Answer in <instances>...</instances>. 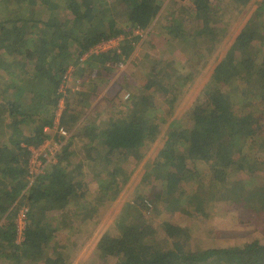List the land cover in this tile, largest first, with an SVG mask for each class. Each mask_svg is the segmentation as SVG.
<instances>
[{
	"label": "trees",
	"instance_id": "16d2710c",
	"mask_svg": "<svg viewBox=\"0 0 264 264\" xmlns=\"http://www.w3.org/2000/svg\"><path fill=\"white\" fill-rule=\"evenodd\" d=\"M179 1L190 7L164 10L165 0H0V264H67L75 246L68 209L85 211L93 204L87 184L112 191L121 163L129 156L140 158L141 149L156 139L159 115L172 114L177 94L191 79L177 75L168 83L166 70L174 64L164 62V48L171 56L167 46L177 47L198 66L224 35L220 0ZM230 1L240 6L247 0ZM160 18L163 22H156ZM136 30L146 35L139 37ZM148 37L154 40L141 57H133L136 41ZM112 40L115 48L96 52V46ZM123 66L137 86L129 84L131 79L111 85L105 70ZM104 87L117 90L113 100H119L124 114L85 126L83 112L95 107ZM202 89L186 121L169 124L144 172L145 189L123 205L114 222L116 233H104L97 241L95 248L107 261L264 264V235L196 251L190 226L182 225L206 215L211 201L204 196L206 173L220 201L235 199L255 212L264 207L263 189L255 184L264 177L258 154L260 149L264 157V0ZM56 122L70 137L54 161L39 156L42 169L33 175L30 149L59 140ZM79 136L87 141L75 142ZM99 154L106 160L99 161ZM97 164L98 175L93 171ZM79 210L75 226L94 211ZM162 214L166 221L152 223Z\"/></svg>",
	"mask_w": 264,
	"mask_h": 264
},
{
	"label": "rangeland",
	"instance_id": "374dc122",
	"mask_svg": "<svg viewBox=\"0 0 264 264\" xmlns=\"http://www.w3.org/2000/svg\"><path fill=\"white\" fill-rule=\"evenodd\" d=\"M261 1L263 0H247L246 2L244 1V4L235 6V4L230 0H220L221 5L223 6V13L221 16L222 22L220 27L223 29L224 35L222 36V40L218 43V46L213 51V53L207 58V60L204 59L198 66L187 61L184 54H182L177 47L169 45L167 46V48L172 50L171 56L170 52L167 53L168 50L164 48V57H162L164 62L166 65L169 63L174 64L170 70H166V73H169V76L167 77L168 83L171 84L174 82L177 75L182 77L184 75L190 74L191 79L187 85L182 86L184 89H181V92L177 94L176 106L172 114L170 116H164L165 119H163V115H159L160 128L156 139L152 142H149L147 146L141 149L140 158L129 156L127 160L121 163L123 168L117 176H114L115 179L113 181L116 184L113 185V190L103 191L99 190L93 183L92 185L87 184L88 196L94 199L93 204L89 206V208L91 207V209L94 210L92 217L83 221V223H79L78 226H75L72 223L78 222L76 215H78L77 211L79 209L71 207L68 209V220L70 221L68 227L69 229H72L73 232L75 231L74 233H71L73 240L72 242L75 246L70 250V256L67 264L114 263L107 261L101 256V254H99L95 248L97 241L104 233H116L114 222L123 205L127 202H132L136 197L135 194L138 195V193H142L145 189V185L142 183L144 172L147 165L149 163L151 164L154 160L157 150L162 146L169 124L174 120L186 121V112L192 106H194L198 98L200 99L201 96H203V85L207 83L214 65L223 58L225 52L232 45L234 38L250 19L254 10ZM163 5L164 10L168 7V9L170 8V11L176 10L177 12L181 10L184 11L185 9H183V7H190L189 2H180L179 0H165ZM161 15L165 14L162 13ZM161 19L163 20V18H160L156 22L162 21ZM153 40L154 37H148L145 40L136 41L137 43L134 46L135 49L133 51V57H141L146 50L143 48H146L147 45ZM193 47L195 46L191 45V48ZM158 49L159 47L155 48L152 52H155V50L157 51ZM152 52L150 53L152 54ZM147 54H149V51ZM125 70V66L118 69L115 68L113 70H105V72L108 74L107 78L110 79V82L112 81L111 85L119 79L122 82L127 81L125 83H128V81L131 79L132 83L129 84L134 87L137 86L136 80H133V78L127 76ZM105 84L106 82L99 83V86L103 87ZM112 89L113 88L108 87V89L105 88V90L98 91L99 94L97 95L94 102L96 103L95 107L87 109L83 112L84 117L82 120H85V126L89 125L90 123L96 125L104 122L109 119V116L111 115H114V118H117L118 114H124V109L119 105V100H113L117 90H115L114 93V90ZM132 89L130 90L132 91ZM103 97L104 99H102ZM146 122L149 124L153 123L150 121ZM254 128L256 131L255 125ZM82 135L84 134L82 133ZM79 137L82 139L78 138V140L75 142L81 143L80 140L87 141L84 137ZM80 145L77 146L79 147ZM246 148L248 150L247 152L254 151L250 150L248 146H246ZM256 148L257 147L254 149ZM260 151L261 150L259 149L258 154H260L259 156L264 159L262 152ZM90 155L95 157L94 153ZM98 159L99 161L106 160L102 154L98 155ZM96 167L97 168L93 169V171L97 172L96 175H98V173L101 171V168H99L100 166L98 164ZM199 169L204 171L201 165L199 166ZM111 171L112 169L109 170V173ZM86 173L88 174V170H86ZM205 176L207 177L203 180L205 189L204 196L207 200H211L210 205H208L209 207L206 206V210H204L206 215L204 217H199L198 220H195L192 223L182 222V225H187L191 228V247L196 251L204 250L209 247L223 248L235 244L238 245L242 241L250 240V238L253 239L263 236L264 207L258 206L261 211L255 212L248 210L242 202L241 204H238L239 202L235 199H231L230 201H220L218 198L219 196H217L216 193L214 194V190L209 186L211 184L209 183L210 181L207 182L208 173H206ZM233 179L237 180L238 178H229L231 181H233ZM255 184L256 186L263 189L264 192V177L257 178ZM89 208L86 207L85 211L80 209L79 212L82 213L83 211L85 213L89 210ZM159 219L166 221L167 215L162 214L159 218L152 217L151 221L152 223L157 224L161 222Z\"/></svg>",
	"mask_w": 264,
	"mask_h": 264
},
{
	"label": "built area",
	"instance_id": "2783aa9c",
	"mask_svg": "<svg viewBox=\"0 0 264 264\" xmlns=\"http://www.w3.org/2000/svg\"><path fill=\"white\" fill-rule=\"evenodd\" d=\"M135 35H137L139 37H143L146 35V33L144 31H141V30H136ZM116 45H117L116 40L102 42L98 46H96V52H106L110 49L115 48ZM56 129H57V133L59 136L58 141H56V142L48 141V142H45L38 149H34V148L30 149V151L32 152V157H31V162H30L31 174L37 175L41 172V169H42L41 165L42 164L38 160L39 156L41 154L44 157H47L48 162L54 161V159H55L56 155L58 154V152L60 151L62 145L70 137V134L64 128L57 127V122H56ZM25 214H26V210L22 209L17 216V233H18L17 242L18 243H20L23 239V228H24Z\"/></svg>",
	"mask_w": 264,
	"mask_h": 264
},
{
	"label": "crops",
	"instance_id": "0c3cea01",
	"mask_svg": "<svg viewBox=\"0 0 264 264\" xmlns=\"http://www.w3.org/2000/svg\"><path fill=\"white\" fill-rule=\"evenodd\" d=\"M73 133H74V131H73Z\"/></svg>",
	"mask_w": 264,
	"mask_h": 264
}]
</instances>
